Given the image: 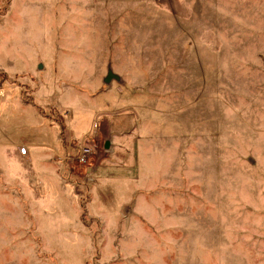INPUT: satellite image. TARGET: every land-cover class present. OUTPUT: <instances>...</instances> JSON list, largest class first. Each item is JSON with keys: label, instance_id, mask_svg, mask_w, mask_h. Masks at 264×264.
<instances>
[{"label": "rangeland", "instance_id": "obj_1", "mask_svg": "<svg viewBox=\"0 0 264 264\" xmlns=\"http://www.w3.org/2000/svg\"><path fill=\"white\" fill-rule=\"evenodd\" d=\"M0 264H264V0H0Z\"/></svg>", "mask_w": 264, "mask_h": 264}, {"label": "built area", "instance_id": "obj_2", "mask_svg": "<svg viewBox=\"0 0 264 264\" xmlns=\"http://www.w3.org/2000/svg\"><path fill=\"white\" fill-rule=\"evenodd\" d=\"M90 152H91L90 148H88L86 146H82V147H80V152H79V155L76 159L79 160V162H81L82 164H84L87 162V157H88Z\"/></svg>", "mask_w": 264, "mask_h": 264}, {"label": "water", "instance_id": "obj_3", "mask_svg": "<svg viewBox=\"0 0 264 264\" xmlns=\"http://www.w3.org/2000/svg\"><path fill=\"white\" fill-rule=\"evenodd\" d=\"M112 79H118V75L111 70L106 76L105 81L110 82Z\"/></svg>", "mask_w": 264, "mask_h": 264}, {"label": "trees", "instance_id": "obj_4", "mask_svg": "<svg viewBox=\"0 0 264 264\" xmlns=\"http://www.w3.org/2000/svg\"><path fill=\"white\" fill-rule=\"evenodd\" d=\"M63 135H64V133H63Z\"/></svg>", "mask_w": 264, "mask_h": 264}]
</instances>
